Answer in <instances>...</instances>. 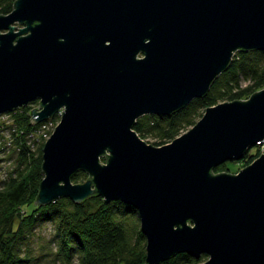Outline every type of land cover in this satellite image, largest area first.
<instances>
[{
  "label": "water",
  "instance_id": "1",
  "mask_svg": "<svg viewBox=\"0 0 264 264\" xmlns=\"http://www.w3.org/2000/svg\"><path fill=\"white\" fill-rule=\"evenodd\" d=\"M237 50L264 51V0H15L0 14V115L36 100L34 124L61 110L34 204L133 206L145 264H264V152L212 172L264 138V88L206 107L160 146L132 129L205 95ZM78 170L88 177L74 183Z\"/></svg>",
  "mask_w": 264,
  "mask_h": 264
},
{
  "label": "trees",
  "instance_id": "2",
  "mask_svg": "<svg viewBox=\"0 0 264 264\" xmlns=\"http://www.w3.org/2000/svg\"><path fill=\"white\" fill-rule=\"evenodd\" d=\"M14 1L0 0V14L9 13ZM242 79L248 84L241 86ZM262 88L264 51L237 50L227 69L215 78L205 95L192 99L169 116L142 115L135 120L132 129L141 139L153 138L152 144L160 146L194 125V119L202 116V109L219 102L247 99L249 94ZM37 104L36 100L5 113L12 123L10 150L15 154V164L0 185V264H30L33 260L30 240L36 228L45 223L53 230L49 240L53 246L49 254L53 263L145 264L146 237L133 206L120 200L106 203L99 195H92L79 204L65 197L44 206L34 204L43 178L44 142L36 141L32 133L45 122H31L29 111ZM48 120H57V115ZM0 126V131L6 128L5 124ZM4 146L5 143L0 145V151ZM260 154V147L254 145L247 149L242 160L247 162ZM228 163L218 165L212 172L228 170ZM87 177L85 171L78 170L71 181L83 182ZM207 258L206 254L195 259L187 253H177L159 264H199Z\"/></svg>",
  "mask_w": 264,
  "mask_h": 264
},
{
  "label": "rangeland",
  "instance_id": "3",
  "mask_svg": "<svg viewBox=\"0 0 264 264\" xmlns=\"http://www.w3.org/2000/svg\"><path fill=\"white\" fill-rule=\"evenodd\" d=\"M19 27L21 25H18ZM246 84H248V81L245 79L241 80L240 85L241 86H245ZM250 94L247 96L249 97ZM202 114L204 113L203 109L201 110ZM201 117L197 116L194 119V122L196 123ZM59 121V120H58ZM57 121V123H58ZM194 123V124H195ZM5 124L6 128L2 131H0V136H2L3 138H0V145H2L3 143H5V146L3 149H1L0 151V185H1V181L5 180L9 174V172H11L14 168V164H15V154L14 152H11V147L10 143L12 135H11V120L9 118V116L7 114H2L0 115V125ZM56 126V125H55ZM188 126L185 129H183L181 131V134H183L184 132L188 131L191 127ZM2 127V126H0ZM1 129V128H0ZM180 134V135H181ZM145 142L152 144L154 141L153 138H146L144 140ZM153 145V144H152ZM254 148H252L251 150H253ZM259 155L251 158L249 161H243L242 158L238 161H236L237 163L234 164L232 163L233 161H228V170H223V171H219V172H228V173H232L235 174L237 173L241 168L249 165L250 163H252V161L254 159H256ZM26 211H29V209L27 208ZM53 230H52V226L49 223H45L40 225L39 227L36 228L35 230V235L33 236V238H31L30 240V255L31 257H33V260L31 261L30 264H56L53 263L49 254L52 252L53 246L50 244L49 240L52 236ZM35 259V260H34Z\"/></svg>",
  "mask_w": 264,
  "mask_h": 264
},
{
  "label": "built area",
  "instance_id": "4",
  "mask_svg": "<svg viewBox=\"0 0 264 264\" xmlns=\"http://www.w3.org/2000/svg\"><path fill=\"white\" fill-rule=\"evenodd\" d=\"M61 110H59L55 115H57V120H47L45 121L36 131L32 133V136L36 138V141L44 142L49 138L51 132L53 131L57 121L59 120ZM31 136V135H30ZM260 147L261 153L264 152V138L256 143Z\"/></svg>",
  "mask_w": 264,
  "mask_h": 264
}]
</instances>
